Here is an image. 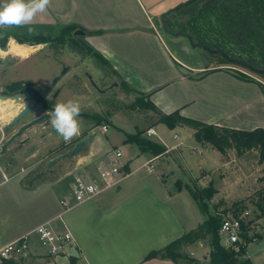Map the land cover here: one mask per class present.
I'll list each match as a JSON object with an SVG mask.
<instances>
[{"label": "crops", "instance_id": "1", "mask_svg": "<svg viewBox=\"0 0 264 264\" xmlns=\"http://www.w3.org/2000/svg\"><path fill=\"white\" fill-rule=\"evenodd\" d=\"M184 1L187 0H51L48 11L38 14L32 24L25 27L35 30L42 26L58 30L65 27L72 31L82 30L85 33L83 36L74 37L99 54L120 81L141 94H147L150 102L164 114L179 111L183 117L230 129H264V93L258 84L230 75L222 69L223 66L206 65L202 56L200 60L203 51L192 49L186 39L172 37L161 30L160 16ZM204 1H196V6ZM184 10L166 16L172 31H177L183 16L190 15L191 9ZM40 45L27 46L13 42L9 52L29 56ZM70 55H76L75 51ZM85 59L81 58L82 61ZM178 66L191 74L180 73ZM201 72L206 74L200 79L191 76ZM40 83L33 84V87L38 89L43 84ZM22 106L17 102L14 108L0 109V148L6 140L5 127ZM38 108L35 104L34 110L12 133L23 123L47 112H38ZM78 120L81 127L79 135L90 136L89 121L81 116ZM154 120L156 122V117ZM49 125L31 127L16 139L17 143L14 144L18 148L11 165L5 166L0 155V248L30 233L39 224L49 223L57 230L67 229L71 233L73 247L78 253L75 264H173L169 259H144L149 252L163 248L195 228L204 218L199 220L195 201H172L173 197L167 194L163 184V177L155 175V183L161 184L158 186L135 177V174L145 169L142 165L148 160L153 163L184 143L167 146L151 138L154 136L160 140L156 132L147 137L146 130L154 129L153 125L144 131L138 129L148 141L164 147L163 154L154 157L148 151H140L136 144L126 142L124 138L122 143L134 148L133 153L143 159H122L126 162L128 175L121 183L66 210L60 205V200L67 197L69 182L65 185L62 178H53L56 164L70 160V172L81 163L101 158L110 146L107 145L105 150H100L97 144L90 147L92 138L76 156L46 168V162L64 150L56 152L45 160L41 173L36 167L31 171L38 176L28 182L22 165L37 156L38 145L47 142L48 136L38 138L36 134ZM184 127L188 126L175 128ZM172 138L177 139L175 134ZM64 143L62 147L65 151L72 147V144ZM225 165L222 163L217 167ZM154 173L155 167L151 174ZM50 174L52 177H48ZM176 183L181 187L184 185L180 179ZM37 243L36 237L29 235L30 253L43 255L44 251L39 249ZM260 258L257 261L264 264V255Z\"/></svg>", "mask_w": 264, "mask_h": 264}, {"label": "rangeland", "instance_id": "2", "mask_svg": "<svg viewBox=\"0 0 264 264\" xmlns=\"http://www.w3.org/2000/svg\"><path fill=\"white\" fill-rule=\"evenodd\" d=\"M187 19L188 16H183L182 19H180V23L184 24ZM4 31L13 32L14 35L26 42L37 36L46 38L49 41L38 46L29 56L23 53L12 52L11 54V52H9L10 45L13 44V42L18 45H35L18 43L17 40L11 36H6V41L3 43V46L0 44V109L3 107L5 109L10 106L14 108L17 103L15 97L19 95L23 96V93L20 92L6 94L5 87L10 82L23 80L31 83V81H33V84H37L38 82V85L42 82L43 84L41 87H38L40 93L45 92V88L43 87H46L47 90V87L54 84L53 90L45 97L46 102L49 101L55 89H64L60 91V94L58 93L59 95L57 94L54 99V105L70 100L78 101L81 105V112L84 113L81 117L88 119V117L94 116L96 121L100 122V124L96 125L94 122L88 123V128L91 130L89 134L93 138V143L90 147L97 144L100 150H105L108 148L106 146L109 145L110 148L116 147L121 151L123 160L129 157H135L136 160L143 159L133 153L135 151L134 148H129L128 145L122 142L126 134L134 133L138 129L144 131L151 125L154 126V130L160 139L157 140L156 137L152 136L151 138L153 140L161 141L167 146L178 142L184 143L183 145H179L177 149L164 154L161 158L152 163L155 167L154 174L148 173L143 169L135 174V177H139V179L149 183H155V175L161 178L163 177L165 182L163 184L168 191L167 194L173 197L172 201H194L188 191L183 187L185 184H188L185 186H189L195 191H199L204 187H211L210 189L214 190L211 194L212 197L209 199L206 198V191H203L199 197V207L207 213V215H203L196 206L199 220L207 216L214 217V215H217L216 213L223 212L225 209H229V207H234L229 209L232 213H238L243 209L250 211V219L253 220L255 226L251 228L249 235L257 236L254 240L249 239L246 242L244 246L245 255L248 257L251 264H263L262 261L259 263L257 259L260 261V257L264 255V220L257 218L259 212L255 207V202L258 198L257 193L262 189L264 182L262 180L264 176L263 154H260L257 150L246 151L240 155L236 154L232 149L218 152L206 144L195 141L191 134L192 130L188 127L169 129L164 124L156 123L157 120L155 122L154 118H158V116L153 114L154 117L149 111L137 107L134 104V100L137 96L124 91L120 86L119 78L110 67L98 62L96 58H92L90 56L91 51L85 49L82 46V42H80L77 37H68L62 35L58 29L50 27L45 28L44 26H42L41 29H32L31 31L26 27H16L8 30H0V41H3L5 38ZM73 51H75L76 55L71 56L70 54ZM201 56L206 65L212 64L223 67L234 66L231 64L228 66L222 65L228 63H222L219 56L210 55L204 51L200 55V60ZM82 57H86V59L82 61ZM77 62H80L78 67H76ZM64 68H67L66 70L68 71H64ZM83 71L84 76L82 75ZM249 75L252 77L255 76L251 73H249ZM88 76L93 84L98 86L100 91H98V88H94ZM57 77L61 78L59 82L55 83ZM114 83H116L115 86L113 85ZM33 84L31 83L32 88ZM103 88L107 89L102 90ZM54 94H56V92H54ZM6 99L10 100L5 101ZM38 106V112L46 110L42 103H39ZM101 124L107 125V132L104 134L99 130ZM13 129H15V127L11 129L5 127L6 139L9 138ZM173 134L176 135V140L172 138ZM36 136L38 138L48 136L47 142L37 147V155L44 153V155L47 156L36 166L38 173H41L45 160L49 156H54L56 152L65 151V149H63L64 146L62 145V137L55 132L51 125L44 130H40ZM139 137L147 140L149 136L146 137L141 133ZM16 141L17 140H15V143H17ZM11 144L9 145V147H11L10 152H8L9 154L7 155H13L17 152L16 144ZM148 153L153 155L150 152ZM160 154L163 153H159V155ZM3 159L5 163V157H3ZM37 160L38 158H33L29 162L23 163L22 166L26 167ZM222 163L226 164L225 167H217ZM56 165L57 168H55L53 176V178L56 179L58 177L61 178L64 173L67 174L72 166L70 160L62 163L59 162ZM48 177H52V174ZM62 179V183L68 185L69 178L63 177ZM178 179L184 184L182 187L180 184L176 183ZM155 185L159 186L161 184L155 183ZM234 209L236 211H234ZM196 225L197 223L194 227ZM210 240L211 237L209 236L201 240V242L198 241L195 244L183 246L181 252L195 259L197 262L196 264H198V262H209V253L211 251L209 245ZM223 242L224 241L220 239V244ZM37 245L43 252L44 249L41 248L38 243ZM19 264L68 263L63 259L55 262L31 255L22 260Z\"/></svg>", "mask_w": 264, "mask_h": 264}, {"label": "trees", "instance_id": "3", "mask_svg": "<svg viewBox=\"0 0 264 264\" xmlns=\"http://www.w3.org/2000/svg\"><path fill=\"white\" fill-rule=\"evenodd\" d=\"M196 5L195 2L181 9L182 11H186L184 9H191V12L186 22L184 24L180 23L176 28L177 31L197 36L203 43H207L208 40H210L228 55H232V52H242L245 53L246 58L252 61L258 60L264 64V0H206L200 6ZM194 6H196V8H193ZM253 6L255 9L252 8ZM231 7L235 8V18L239 20L230 22L227 19V16L229 17V13L232 11L230 9ZM258 13L260 14V20L257 18ZM59 30L62 35L70 37L71 28L65 27ZM4 35V40L0 41L1 46L4 45L3 43L6 41V36L14 37L18 43L28 45L44 44L49 41L46 38L37 36L33 38L34 40H27L26 42L14 35L13 32L7 31H4ZM82 46L91 51L90 56L92 58H96L98 62L110 67L108 63L90 47L83 44ZM220 60L222 63H225L224 60ZM236 77L240 78L238 75ZM120 86L124 91L137 96L134 100V104L137 107L152 111L155 116H158V118L156 117L157 122L164 124L169 129H173L176 126H188L193 130L192 137L195 141L206 144L218 152L232 149L236 154L240 155L246 151L257 150L260 154L264 155V129H230L183 117L179 114V111L164 114L150 102L147 94H141L138 90L124 81H120ZM5 90L6 94H14L17 92L29 94L30 98L35 103H43L41 95L33 89L31 83L27 81L16 80L10 82L6 85ZM97 124H100V122L97 121ZM140 134L141 132L139 131H136V133L132 135L128 134L125 136V141L134 143L140 151H148L153 155H158L165 151V148L159 144L140 138ZM262 180L264 181V176ZM185 188L196 202L200 212L203 215H207L206 211L201 210L199 207V197L203 191H206L205 197L209 199L212 197L211 194L214 190L210 189L211 187L209 186L199 191H195L189 186ZM257 194L258 198L255 202V207L259 212L257 218L264 220V182L262 189H260ZM231 208L234 207H229V209ZM229 209H225L223 212L226 213ZM234 211L236 210L234 209ZM252 222L253 220H249V224ZM219 225V216H207L202 223L198 224L195 228L186 232L181 237L173 240L159 250L149 252L144 260L163 258L171 260L174 264H196V260L182 253L181 248L183 246L195 244L210 236V264H251L250 260L245 257L244 247L239 248V250L235 252L230 249H225L220 244V237L218 235ZM256 236H254V238ZM76 261L77 258L70 257L69 259V263L72 264H75Z\"/></svg>", "mask_w": 264, "mask_h": 264}, {"label": "built area", "instance_id": "4", "mask_svg": "<svg viewBox=\"0 0 264 264\" xmlns=\"http://www.w3.org/2000/svg\"><path fill=\"white\" fill-rule=\"evenodd\" d=\"M99 130L104 134L107 132V125L101 124ZM153 128L146 130V135H155ZM175 137V136H174ZM148 173H153L154 165L148 160L142 165ZM128 175L126 162L122 160V153L118 148H110L101 158L89 163H81L75 169L67 173L70 177L67 197L60 200V205L68 210L78 204L93 199L103 190L117 186ZM220 217L218 235L224 242L221 244L225 249L237 252L243 248L249 239L251 228L249 224L251 212L243 209L237 214L228 210L226 213H216ZM29 235H34L41 248L43 255L39 257L44 260L57 261L65 260L69 264L70 249L73 247V237L67 230H57L49 223H42L36 226L30 233L25 234L0 248V264H19L30 253Z\"/></svg>", "mask_w": 264, "mask_h": 264}, {"label": "water", "instance_id": "5", "mask_svg": "<svg viewBox=\"0 0 264 264\" xmlns=\"http://www.w3.org/2000/svg\"><path fill=\"white\" fill-rule=\"evenodd\" d=\"M198 0H187L184 1L182 3H179L178 5L174 6L173 8L169 9L168 11H166L165 13H163L160 16V23H161V30L163 31V33L168 34L172 37H182L184 39H186V41L188 42L189 46L192 49H200L204 52H207L210 55H217L219 56L222 60H224L226 63L228 64H233L239 67H242L246 70H248L249 72L256 74V75H264V68L261 69H257L251 65H249L248 63H246L243 60H240L238 58H233L230 57L229 55H227L224 51H222L219 47H217L216 45L208 42V43H203L197 36H193L189 33H185V32H181V31H172L169 26H168V22L166 20V16H168L170 13L173 12H177L182 8L188 7L189 5L195 3ZM85 33L80 30V29H75L73 31H71V36H83ZM177 69L180 71V73L185 74V75H189L191 74V72L187 69H185L182 66H178ZM65 70V69H64ZM226 70L230 75L233 76H237L238 74L234 71H232L231 69H224ZM206 74V72H201L195 75H191L193 77V79H200L201 77H203ZM88 78L90 79V77L88 76ZM92 85L93 82L90 79ZM114 86L116 85V83L113 84ZM95 86V85H94ZM2 98H6V97H2ZM16 102H20L22 103V109H20L16 115H14L12 117V119L8 122V128H14L17 125H19L20 123H22V121L34 110L35 108V103L34 101L30 98L29 94H24L16 96L15 97ZM15 102V103H16ZM47 114L48 113H42L40 115H38L37 117L31 119L30 121L23 123L18 129L17 131H15V133H13L9 139L1 146L0 149V153H4L5 152V148L13 142L14 139L20 137L22 135V133L24 131H26L27 129L37 126V125H47L48 124V118H47ZM79 136V135H78ZM76 137L74 139H72V147L70 149H67L66 151H64L63 153L53 157L52 159H49L46 162V168H49L50 166H52L53 164L62 161L65 158L68 157H74L76 156L80 150L86 146L87 144H89L92 141V137L91 136H86L83 137L81 139H79V137ZM70 257L72 258H78V253L77 250L72 247L70 249ZM198 264H210L209 262L205 261V262H198Z\"/></svg>", "mask_w": 264, "mask_h": 264}, {"label": "clouds", "instance_id": "6", "mask_svg": "<svg viewBox=\"0 0 264 264\" xmlns=\"http://www.w3.org/2000/svg\"><path fill=\"white\" fill-rule=\"evenodd\" d=\"M50 5L51 0H0V30L29 26L38 14L46 13ZM80 115V103L70 100L56 103L47 118L63 141L70 143L80 134Z\"/></svg>", "mask_w": 264, "mask_h": 264}, {"label": "flooded vegetation", "instance_id": "7", "mask_svg": "<svg viewBox=\"0 0 264 264\" xmlns=\"http://www.w3.org/2000/svg\"><path fill=\"white\" fill-rule=\"evenodd\" d=\"M253 9H255V7L253 6L252 7ZM232 11L229 13V17L227 16V19L230 21V22H233V21H235V20H239L238 18L236 19L235 18V13H234V11H235V8H233V7H231L230 8ZM238 15V14H237ZM257 18H258V20H260V14L258 13L257 14ZM208 42H210V43H212L210 40H208ZM207 42V43H208ZM212 44H214V43H212ZM215 45V44H214ZM223 51V50H222ZM231 52V51H230ZM227 54V53H226ZM255 54V53H254ZM228 55V54H227ZM230 57H233V58H238V59H240V60H243V61H245L246 63H248L249 65H251V66H253V67H255V68H257V69H261V68H264V64L262 63V62H260V61H258V60H255V61H252V60H250V59H248V58H246V56H245V53H235V52H232V55H229ZM80 62H77V64H76V67H78L80 64H79ZM226 63V62H225ZM222 65H229V64H222ZM231 65H233V64H231ZM65 70L64 71H68V70H66V68H64ZM222 69H231L232 71H234V72H236L237 74H238V76L240 77L239 79H243V80H246V81H249V82H254V83H256V84H258L260 87H261V89H262V92L264 93V75H256V74H253V73H251V72H249L248 70H246V69H244V68H242V67H239V66H236V65H234V66H232V67H226V66H224V67H222ZM226 71V70H225ZM86 72V71H85ZM227 72V71H226ZM249 73H251V74H253V75H255L254 77H252L251 75H249ZM83 76H84V71H83V74H82ZM61 77H63V76H61ZM61 77H57V79H55V83H57V82H59V80H60V78ZM236 77V76H235ZM54 85V84H53ZM53 85H51L50 87H47V90H46V87H43V88H45L44 90H45V92H43V93H40L38 90L39 89H35L34 87H33V89H35L40 95H41V97H42V99H43V105L45 106V109L46 110H44V111H47V112H45V113H49L51 110H52V108L54 107V99L56 98V96H57V94L61 91V89H59V88H57V89H55V91L54 92H56V94H54V92H53V94H51V97H50V99H49V101L48 102H46L45 101V97L46 96H48L49 95V92L50 91H52L53 90ZM96 85V84H95ZM94 86V85H93ZM94 88H98V86L96 85V86H94ZM105 89H107V88H103L102 90H105ZM98 91H100L99 90V88H98ZM24 95V94H23ZM35 103V102H34ZM36 105H38L39 103H35ZM84 115V113L83 112H81V115L80 116H83ZM87 121H89V123L90 122H94L95 123V125L97 124V121H96V119H95V117L94 116H92V117H88V119H87ZM49 124V123H48ZM7 129H10V128H8V126H7ZM6 133V132H5ZM15 133V132H14ZM13 133H11L10 134V136L12 135ZM83 134L81 133V135H79V138H83V136H82ZM9 136V137H10ZM42 137H44V136H42ZM9 138H7L6 140H5V142L8 140ZM15 140L16 139H14L13 140V142H12V144L13 143H15ZM4 142V143H5ZM3 143V144H4ZM71 144H72V142H70ZM2 144V145H3ZM11 144V143H10ZM9 144V145H10ZM11 144V145H12ZM64 144H68V143H64ZM1 145V146H2ZM9 145L5 148V152L4 153H0V155L2 156V157H5V159H6V161H5V166H9V165H11L12 163H13V161H14V157H13V155L11 154V155H7V154H9L8 153V147H9ZM62 145H63V143H62ZM88 145V144H87ZM18 148V147H17ZM1 149V148H0ZM44 153H42V154H39V155H37L36 157H34V158H38V160L37 161H39V159H40V161H43L44 159L43 158H46L47 156L46 155H44ZM7 157V158H6ZM42 157V158H41ZM36 161V162H37ZM39 161V162H40ZM29 162V161H28ZM36 162H32V164H30V165H28V166H26V167H23V169H22V172H24V175H28V182H30V181H32V180H35V178L38 176V175H35L34 173H32L31 171H33L34 169H35V167H36ZM87 164V163H86ZM66 175L67 174H65L63 177H66ZM63 177H61V178H63ZM60 178V177H59Z\"/></svg>", "mask_w": 264, "mask_h": 264}]
</instances>
